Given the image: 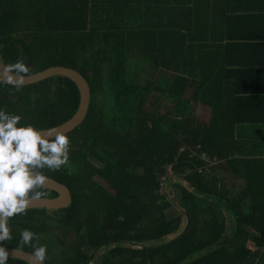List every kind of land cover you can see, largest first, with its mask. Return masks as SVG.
Returning <instances> with one entry per match:
<instances>
[{
  "label": "trees",
  "instance_id": "1",
  "mask_svg": "<svg viewBox=\"0 0 264 264\" xmlns=\"http://www.w3.org/2000/svg\"><path fill=\"white\" fill-rule=\"evenodd\" d=\"M225 7L226 0H0L2 65L20 59L24 76L74 69L92 93L87 119L67 135L68 163L44 170L69 189L72 205L11 218L6 250H17L28 228L47 245L45 264H264V177L254 175L264 164L256 143L240 138L254 130L243 118L262 114L263 99L244 88L252 83L247 65L228 59L235 35L227 36L226 13H210ZM78 106L65 77L0 82V107L41 130Z\"/></svg>",
  "mask_w": 264,
  "mask_h": 264
},
{
  "label": "clouds",
  "instance_id": "2",
  "mask_svg": "<svg viewBox=\"0 0 264 264\" xmlns=\"http://www.w3.org/2000/svg\"><path fill=\"white\" fill-rule=\"evenodd\" d=\"M7 83L23 84L28 66L20 59L6 66ZM15 73L16 75H13ZM22 116L0 107V264H7L4 242L12 240L9 220L26 215L34 201L45 193L49 182L44 170L57 171L69 161L70 139L59 128L46 132L31 123H21ZM31 248L33 264H44L47 245L37 233L20 229L17 250Z\"/></svg>",
  "mask_w": 264,
  "mask_h": 264
},
{
  "label": "crops",
  "instance_id": "3",
  "mask_svg": "<svg viewBox=\"0 0 264 264\" xmlns=\"http://www.w3.org/2000/svg\"><path fill=\"white\" fill-rule=\"evenodd\" d=\"M223 12L226 13L227 36L235 35L234 38H229L226 41L228 46L234 47L233 58L228 59L229 61L233 60L234 62H241L247 65L243 69L247 71L248 75H252V83L244 88L248 92L251 90L253 94L257 93L263 99L257 108L262 114H257L255 120V115L243 118L253 119L252 123L243 126L246 128L254 127V130L249 132H244L243 130V137H236L244 138L246 143H256L254 150L258 154V163L264 164V0H226L225 8H214L210 13L219 14ZM219 22L217 20V23ZM201 108L204 107H198L197 111H201ZM206 110L209 111V118L210 110ZM249 120L243 121L247 122ZM243 157L247 159V155ZM254 175L263 179L264 167L256 169ZM233 179V177H228L229 183Z\"/></svg>",
  "mask_w": 264,
  "mask_h": 264
},
{
  "label": "water",
  "instance_id": "4",
  "mask_svg": "<svg viewBox=\"0 0 264 264\" xmlns=\"http://www.w3.org/2000/svg\"><path fill=\"white\" fill-rule=\"evenodd\" d=\"M15 75V74H13ZM9 76L8 71L0 62V82H3L10 86L16 87H26L35 85L37 83L46 81L55 77H65L71 80L79 93V106L74 115L64 122L63 124L55 127L59 128L61 132L65 135H68L70 132L77 129L88 116L90 106H91V97L92 93H90L89 85L85 78L78 73L74 69H66V68H51L42 73H38L32 76H25V82L23 84H10L7 83V78ZM45 129L43 131H47ZM49 182L44 189L53 191L57 194V197L54 199L41 198L40 200L34 201L32 205L28 208L27 211L31 210H50L57 211L68 208L71 203H73V199H71V193L69 189L57 182L55 179L48 177ZM8 251V260H15L19 262H23L25 264H33V259L30 253H25L23 251H18L15 249L7 250ZM45 264V263H44Z\"/></svg>",
  "mask_w": 264,
  "mask_h": 264
},
{
  "label": "rangeland",
  "instance_id": "5",
  "mask_svg": "<svg viewBox=\"0 0 264 264\" xmlns=\"http://www.w3.org/2000/svg\"><path fill=\"white\" fill-rule=\"evenodd\" d=\"M201 109H202V110L199 111L201 117L207 119L208 116H209V111L206 110V109H204V108H201ZM100 259H101V257H100ZM98 261L100 262L101 260L98 259ZM97 264H101V263H97Z\"/></svg>",
  "mask_w": 264,
  "mask_h": 264
}]
</instances>
